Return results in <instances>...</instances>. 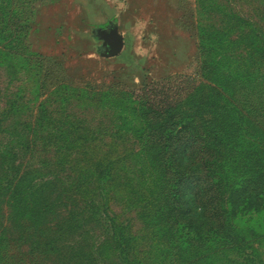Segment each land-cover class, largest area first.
<instances>
[{
  "label": "rangeland",
  "instance_id": "374dc122",
  "mask_svg": "<svg viewBox=\"0 0 264 264\" xmlns=\"http://www.w3.org/2000/svg\"><path fill=\"white\" fill-rule=\"evenodd\" d=\"M34 4L31 61L15 51L0 7V264H173L153 251L157 175L138 136L143 124L118 98L87 92L201 76L203 32L218 33L219 53L245 56L250 37L264 45V0ZM108 24L124 39L113 56L102 55L95 33ZM254 61L264 76V59ZM16 191L27 207H14ZM239 226L264 264V225Z\"/></svg>",
  "mask_w": 264,
  "mask_h": 264
},
{
  "label": "trees",
  "instance_id": "16d2710c",
  "mask_svg": "<svg viewBox=\"0 0 264 264\" xmlns=\"http://www.w3.org/2000/svg\"><path fill=\"white\" fill-rule=\"evenodd\" d=\"M34 1L0 6L15 51L27 61L36 54L27 41ZM217 34L201 35V76L87 92L118 98L120 109L141 120L138 136L157 175L153 251L162 261L173 257V264H260L239 221L264 225V76L252 71L254 60L264 59V45L250 37L245 56L231 57L219 53L225 49ZM13 199L14 207L28 206L21 191ZM126 244L117 241L122 252ZM44 246L56 250L51 241Z\"/></svg>",
  "mask_w": 264,
  "mask_h": 264
},
{
  "label": "water",
  "instance_id": "95a60500",
  "mask_svg": "<svg viewBox=\"0 0 264 264\" xmlns=\"http://www.w3.org/2000/svg\"><path fill=\"white\" fill-rule=\"evenodd\" d=\"M97 37L102 39V55L113 56L118 54L123 45L124 39L118 32L115 24H108L105 27H97L95 29Z\"/></svg>",
  "mask_w": 264,
  "mask_h": 264
}]
</instances>
